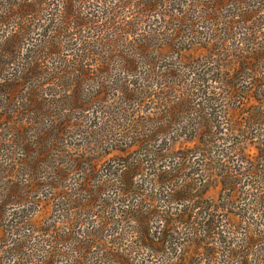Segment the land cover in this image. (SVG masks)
<instances>
[{"label": "rangeland", "instance_id": "1", "mask_svg": "<svg viewBox=\"0 0 264 264\" xmlns=\"http://www.w3.org/2000/svg\"><path fill=\"white\" fill-rule=\"evenodd\" d=\"M14 1L0 0V52L5 35L22 31L15 53L6 54L9 63L3 67L22 70L36 53L45 68L60 74L56 82L50 75L34 74L19 89L28 92L30 86L41 84L38 90L47 101L33 127L36 133L59 134L58 148L65 152L58 157V148H52L33 170L21 166L33 158L37 146L26 155L25 142L19 140L1 152L0 166L12 163L8 159L16 156L15 179L28 186L20 193H25L22 202L6 206L0 223V264H121L118 250L130 253L132 260H125L126 264H234L245 252L250 255L243 263L263 258L261 245L254 243L239 253L229 250V241L241 237L257 243L259 237L251 236V229L264 228V56H247L245 51L256 41V34L264 41L263 0H218L212 18L205 11L214 0H197L195 18L187 17L182 23L177 22L180 15L176 20L164 15L165 6L154 11L145 0H127L115 16H103L106 24L96 22L102 13L98 0H82L77 3L86 15L75 24L79 35L63 19L73 16L65 12L66 0H18L24 8ZM132 10L142 11L138 19L144 22L139 27L119 24L117 16L128 11L124 17L130 18ZM27 13L32 16L24 19ZM123 30L133 31L145 45L137 48L129 39L123 43L129 51L138 50L137 73L129 74V64L121 62L118 54L110 59L105 44ZM76 43L86 50L70 56L68 49ZM178 43L187 49L176 52L181 49ZM244 61L240 72L261 79L254 86L260 91L259 99L247 97L242 100L245 104L230 99L224 105L225 98L217 90L226 89L221 84L225 81L214 84L219 77L215 73L233 70ZM86 62H104L109 67L96 69L79 82L85 102L81 108L65 110L70 105L63 97L71 88L68 84ZM2 69L0 81L6 74ZM163 70L167 75H162ZM159 79L166 85L156 84ZM237 83L240 97L247 96L249 82ZM204 84L209 88L203 94L199 89ZM181 86L189 88L190 95L182 96L189 103L186 111L172 101ZM188 99L193 103L196 99L195 106ZM205 100L213 109H207L213 125L202 144L198 136L206 115L197 103ZM9 104L14 106L13 101ZM193 129L195 137L187 138ZM126 154L132 156L131 187L123 190L111 178L101 183V176L124 169L121 159ZM2 175L0 169V195L6 181Z\"/></svg>", "mask_w": 264, "mask_h": 264}, {"label": "trees", "instance_id": "2", "mask_svg": "<svg viewBox=\"0 0 264 264\" xmlns=\"http://www.w3.org/2000/svg\"><path fill=\"white\" fill-rule=\"evenodd\" d=\"M78 1H80L82 3V0H66L65 4L64 2L62 3L65 7V12L70 14H73V16L71 17H67L63 11V14L65 16H63V19H66V23L69 27V29L76 31L75 33H77L78 35L80 34L79 31H77V26L79 28V25H75L76 23L78 24L80 21L82 22L84 20V12L81 11L79 4L77 3ZM127 0H98V9L102 12L100 13V15H98V18L96 19V22H100L102 24H106L103 19V16L108 13H115L118 11V8L123 9V7L125 6L124 4H128V2H126ZM181 1V2H180ZM206 1V0H204ZM126 2V3H125ZM177 2V4H176ZM186 2V3H185ZM197 0H164V2H162L160 5L158 3V1L156 0H145V3L150 6V9H153L154 11H157V6H159L158 8H162L163 6H165L164 8V15L168 16L170 19H177V16L180 18L177 19V22H184L186 20V18L188 17H194V10L195 7L198 5L197 4ZM202 2V1H200ZM208 2V1H206ZM217 2L218 0H214L213 1V7L210 6L208 7V9H206V13L210 14V18H212L213 12L214 10H218V6H217ZM264 2V0H263ZM16 6H18L19 8H24L26 5L21 4L18 0H15L14 3ZM187 4V6H186ZM205 4V3H203ZM103 6V8L101 7ZM79 7V8H78ZM156 8V9H155ZM85 9V7H84ZM176 13V15H172L173 13ZM128 13L125 11H122V13H120L117 16V21L119 24H126V23H131V25L134 23L137 24V26L139 27V25L142 24V22H144L141 19V22H139V16L142 14V11H137V10H132L131 12V16L129 17H124L126 14ZM90 14L96 16L95 12H91ZM114 14V16H115ZM32 14L31 13H27L24 15V19L25 17H31ZM101 16V18H99ZM106 19V18H105ZM212 20H218V18L216 19H212ZM31 21V20H30ZM131 21V22H128ZM169 21V20H168ZM108 22V21H107ZM72 23L74 24V26L72 25ZM59 24V23H58ZM111 24V23H110ZM60 25V24H59ZM122 28V27H121ZM144 28V27H143ZM142 27H140L141 31L143 32ZM80 29V28H79ZM129 30V29H128ZM127 31V30H126ZM123 30L124 34H120L119 36H115V39L112 40L111 44L108 42H106L105 44H107L106 46H108V48L110 49V59L114 57V53L118 54L121 58H123V60H121V62L123 61L124 64H129L128 67H126V70L128 72H130L129 74L132 73H137L138 68L136 69L137 65L139 64V60L137 57L136 52L138 50L135 51H129L128 49H126L125 45H123L125 41V39H129V41L131 40V43H133V41L138 44L137 48H140L141 45L145 48V45L143 44V39H136L135 35L133 34V31L131 32H126ZM137 31V30H136ZM126 33V34H125ZM255 33V30L254 32ZM75 34V35H77ZM22 35V31H18L15 32L14 34L8 35L2 39L3 43H5V46L3 47V52H0V68L4 69V72H6V74L3 76V78L1 79L2 81H0V154H3L1 152H4L5 147L8 148V146H10V144L22 140L25 142V148L24 151H26V155L28 152L32 151L33 149V145L37 146V148L34 151V155L33 158H31L30 160H25L24 162V166H21V169H32L35 167V165L40 164L39 161H43V157L41 155L44 156H49L50 153L53 151L52 148H58L60 141L58 138L59 134L55 133V134H51L49 132V134L44 133V132H40V133H36V128L33 127V124L35 122V116L36 114H38V112L42 109L43 106H45L46 104V97L40 93V90H38L41 86V84H38L37 86H30L29 88H27L29 91L27 92V90L24 89V91H21L19 88L24 87L25 85L23 83H21L23 80H26L28 78H31L32 76H34V74L37 75V73L40 74L41 77H45L47 75H50V80H52V82H56L57 79H59V73H56L57 75L53 74L49 68H45L42 60H40V57L36 58V53L34 55V57H29V59L27 60L26 64L22 65V70L20 69H15L13 67H10L9 69L11 70V68H13V71H9L8 69H6L5 67H3V65L5 66L6 63L8 61V59L6 58V54H8L9 52L11 53H15L16 49H15V42L17 40L20 39ZM122 35V36H121ZM257 35V37H256ZM254 36V40H256L255 42H253V44L250 45V47L248 46L246 48V55H251L254 53V56L256 58L260 57V56H264V41H262V38H260V36L258 34H256ZM127 36V37H125ZM58 37V36H57ZM78 39V38H77ZM57 40V39H56ZM79 40L82 43V39L79 38ZM109 39H107L108 41ZM137 40H139L140 42H138ZM155 40V39H154ZM178 41V40H177ZM239 40H237L236 42H238ZM156 42V41H154ZM235 43V41H233ZM6 43H8V45H6ZM81 43H76L74 46H72L69 50L70 52V56L71 54H74L76 56L80 55L81 52H85L86 47L82 48L81 47ZM170 42L167 43L166 40L163 39V44L169 45V48H173L171 47V45L169 44ZM225 45L227 46V48L229 49V40H227L226 42H224ZM57 45V44H55ZM53 45V46H55ZM148 45V43H147ZM167 45V46H168ZM156 53L157 55L161 54V42H158L156 45ZM178 46H180L181 49H177L176 52H180V51H184L187 48H185V46L182 43H178ZM224 46V47H226ZM185 48V49H184ZM222 48V47H220ZM4 50H7L8 52H5ZM57 50V49H54ZM71 50V51H70ZM220 51V49H219ZM245 55V56H246ZM65 56V55H64ZM66 57V56H65ZM109 58V57H107ZM242 58L238 59L241 60ZM105 60V59H104ZM114 60V59H113ZM7 63V64H8ZM101 64H93V62H86V63H82L83 68H76L79 70V74L75 75V77L72 76V81L70 80L69 85H76V87L74 88H67V92L64 94L63 97L67 98L69 100V107L65 110H72L73 108H81L82 106V102H85L84 99H82V95L79 89V82H81L83 79H85V77H89L91 75L94 74V71L97 69H100L101 67H109V64H105L104 62H100ZM246 62H241L237 68L234 67L233 70L231 69H219V73L216 72L215 74H218L219 77L213 79L214 84H217V82L220 81H225L222 82L221 84H223V87H218L219 89L217 90V93L220 94L221 99L224 97L225 101H224V105H226L227 103H229L228 100L230 99H234V100H238L239 103L241 104H245L243 103V99L247 98V97H253L255 99H259V95H260V91H257V88L254 87L255 85H257V82L260 81L261 79L258 78H251L250 76H246L247 74L243 71L242 73L240 72V67H242V64H245ZM19 65V64H17ZM2 69V70H3ZM156 68H151L152 71H154ZM66 68L63 69V71H65ZM69 72V71H67ZM158 73H160L161 75V69H158L157 71ZM245 74V75H244ZM74 75V73H73ZM162 75H167L166 71L163 70ZM161 77V76H160ZM223 77V78H222ZM227 78V79H224ZM223 79V80H222ZM160 80V79H159ZM157 80L155 83L156 84H162V86H165L166 84L161 83V80L159 81ZM42 81V80H41ZM240 81H248L250 85H248L247 88V96H241V92H240V88L238 87V83ZM50 82V81H47ZM263 88H264V82H263ZM158 86V85H157ZM170 86V85H169ZM180 86V85H178ZM258 86V85H257ZM161 87V85L159 86ZM209 88L208 85L204 84V86L200 85V89L199 92L201 91L203 94L205 93V90H207ZM16 90V91H15ZM187 90H189V88H185L184 86H181V88L175 93L178 94L177 96H174V98L172 99V101L177 102L178 104H180L179 109L181 111H186L189 109V106L185 99L182 98V96H185L187 98V96L190 95L189 92H187ZM21 91L20 93H23L22 96H18L17 93ZM264 91V89H263ZM262 91V92H263ZM125 92V96L128 92V88L124 90ZM184 92H186L187 96L184 94ZM258 92V93H257ZM182 93V94H181ZM262 94V93H261ZM200 95V94H198ZM258 95V96H257ZM238 97H240L238 99ZM23 98L26 99V101L23 102V104L25 105V107L23 108V104L21 103ZM182 99V100H181ZM180 100V101H179ZM193 106H195L196 104V99L193 103L192 99H188ZM13 101L14 106L10 107L9 102ZM207 100L201 102V103H197L199 104V108H202L206 117L203 120V124L202 127L203 129H199V143L201 142L202 144H204V140L206 139L205 136H209L211 134V130H210V125L212 124V119L208 118V115H211L212 112L208 111L207 113V109L210 108V106L208 105V103L206 102ZM26 102V103H25ZM232 103V102H231ZM254 106V105H252ZM211 110H213L212 108H210ZM62 110V109H60ZM61 112V111H60ZM249 112H247L248 114ZM257 124V123H256ZM53 126V125H52ZM201 127V128H202ZM51 134V135H50ZM196 134V129L191 130L189 133H187V138H191V137H195ZM53 135V136H52ZM19 137V138H18ZM18 138V139H17ZM21 138V139H20ZM64 151V149L62 150L61 148H58V152L56 153V155H58V157H60L61 153ZM65 152V151H64ZM132 158V156H130L129 154L126 156H123V158L121 160L124 161L125 165H123L122 170H120V173H117V175H103L100 177L99 181H101V183L107 182L108 178H111L112 180L116 179L119 185V188L126 190L128 189V187H131L133 181V171H131V163H130V159ZM15 157H10L8 160H10V162L12 161V163H9L6 166H0V169L2 171H4V175L3 176V180L5 183V188L3 187V191L4 193L0 195V223H3L1 221L5 220V210H6V206L7 205H17L18 203L22 202L23 199V195L25 194H20L21 192H24V187H27L28 185H26V182L21 181L22 179H15V175L16 173H14V161L18 160ZM189 159V156H186V160ZM66 163V162H64ZM13 164V166L11 167V165ZM184 164V163H183ZM20 168V167H19ZM12 170V171H11ZM228 172V171H227ZM217 173V172H216ZM29 175H31L30 173H28ZM226 174V173H225ZM224 174V175H225ZM232 174V173H231ZM223 177V176H222ZM56 185V184H55ZM54 185V186H55ZM64 190V189H62ZM37 202H35L36 204ZM126 204V203H125ZM37 206V205H35ZM209 209H211V207H208ZM151 210V208L149 209ZM206 218V217H205ZM200 230V229H199ZM242 234V233H241ZM251 236L254 235V237H259V241L257 243H255L254 241H250L249 240H242L244 237L240 238V241H229V247L231 244V247L229 248V250L233 251L234 249H237L238 251H244V249L246 248V245L250 244L253 245V243L255 245H261V250L264 253V228L263 229H257V227H254L251 229ZM249 237V236H248ZM253 237V238H254ZM149 246L151 248H154L156 250H160L157 245H150ZM124 248V245H123ZM121 250H118V254L116 255H121L120 257H118L119 262L121 264H126L125 260L128 261L130 263L131 256L130 253H120ZM126 252V249L123 250ZM117 253V252H116ZM239 253V252H238ZM237 253V254H238ZM244 254L243 256L240 257V259L238 261H236L234 264H246L242 262V259L245 260L246 257H248V255L246 252L245 253H241ZM229 255V254H228ZM246 256V257H245ZM75 260L80 259V257H76L75 256ZM88 264H92V262L88 261ZM264 263V257L259 259L258 261L256 259L252 260L251 264H261ZM233 264V263H230Z\"/></svg>", "mask_w": 264, "mask_h": 264}]
</instances>
